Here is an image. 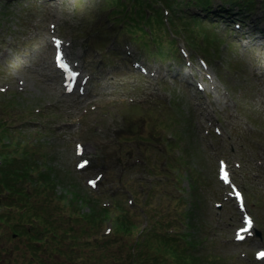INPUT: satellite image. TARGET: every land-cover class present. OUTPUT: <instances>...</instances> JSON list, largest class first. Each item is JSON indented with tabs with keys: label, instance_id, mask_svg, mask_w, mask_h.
I'll return each instance as SVG.
<instances>
[{
	"label": "rangeland",
	"instance_id": "374dc122",
	"mask_svg": "<svg viewBox=\"0 0 264 264\" xmlns=\"http://www.w3.org/2000/svg\"><path fill=\"white\" fill-rule=\"evenodd\" d=\"M146 1L143 9L152 15L160 10L166 31L175 13H205L200 5L182 3L187 0ZM122 2L0 0V129L11 131L9 139L0 141V153L23 165L27 161L20 152L26 150L37 168L54 169L56 194L68 190L72 199L69 192L75 191L96 208L114 197L125 209L135 198V209L141 210L144 186L155 176L157 181L162 178L171 187L161 188L169 194L162 199L165 209L183 200L186 208L199 204L197 217L204 234L212 237V251L232 264H264L255 259L264 250V9L257 2L253 12L227 7L220 16L223 2L212 0L214 14L207 15L205 25H216L218 50L202 38L190 46L188 31L178 34L172 26L175 35L167 31L165 37L175 40L176 58L162 61L152 55L155 45L132 33L133 24L123 17L126 8L141 7ZM189 26L198 30L195 24L185 28ZM54 39L65 43L66 58L81 78L89 77L83 93L66 92L54 62ZM12 142L21 144L18 150L4 147ZM0 158L6 159L3 154ZM221 160L229 164L233 183L244 193L246 212L262 240L253 231L242 243L236 241L244 213L230 186L219 179ZM168 161L178 168L168 170ZM171 179L183 184L177 188ZM149 202L153 206L159 197H149ZM80 209L89 212L90 205L79 203L74 214L71 206L65 210L68 227L79 226ZM4 212L0 206V214ZM104 226L83 243H102ZM177 231L189 232L185 225ZM12 235L0 223V246L15 250L12 257L0 253L1 264H26L21 262L25 240ZM180 246L186 247L184 242ZM110 251L127 264L133 248L120 241ZM46 252L40 249L37 260L56 264L60 259ZM97 253L103 263V248Z\"/></svg>",
	"mask_w": 264,
	"mask_h": 264
},
{
	"label": "trees",
	"instance_id": "16d2710c",
	"mask_svg": "<svg viewBox=\"0 0 264 264\" xmlns=\"http://www.w3.org/2000/svg\"><path fill=\"white\" fill-rule=\"evenodd\" d=\"M136 0H132L134 3ZM139 2L141 0H138ZM195 4H199L207 12L211 13L212 0H193ZM223 5L219 14L222 16L223 9L226 7H238L244 14L252 12L257 2H260L264 9V0H222ZM122 5V2L120 3ZM140 5H142L140 3ZM141 10V9H140ZM141 23L146 27H139L144 31L146 36L150 37L151 43L163 47L165 34L162 32L164 27L162 14L157 11L156 15H149L145 11H130L125 10L123 17L132 22L133 25H140L137 17ZM157 16V17H154ZM207 17H201L191 14L185 16L177 15L173 21L174 28L179 29L178 21L185 22L187 25H196L202 29V35L209 42L217 40L214 30L205 26L204 22ZM132 26V25H131ZM196 32L194 27H190L188 31ZM189 42H194L193 36L188 37ZM173 44V41H171ZM162 58L167 59L173 55V51L162 52ZM2 127V126H0ZM11 131L6 127L0 129V141L9 139ZM19 142H12L11 145H4L10 149L11 147L19 149ZM21 145V144H20ZM7 152H3L5 161L0 164V192L4 196L3 206L5 212L0 214V223L5 224L14 234L17 239L25 240L24 248L26 252L25 259L21 262L26 264H54L52 262H45L44 260H37V253L40 249L47 250L46 254H52L59 259L56 264H79L76 260L81 256L83 262L80 264H125L117 260L111 253L110 249L123 242V246H131L133 253H129L127 264H232L231 260H226L222 255L217 254L210 249V245L214 242L212 238L204 234L203 225L198 221L197 206L193 210H181L184 208V203L175 211H171L170 206L167 211L162 209V203L153 206L148 199L141 206V210L135 209L133 205L131 208L125 209L124 205L119 201H115L112 206L97 208L91 205V199L84 200L75 191L69 192L74 201L67 198L66 194H56L58 186V178L55 175L53 168L46 169L37 168V163L32 164L30 155L26 150L20 152L24 157V164L15 163L14 159H8ZM162 182H157L148 189V196L164 197L161 192ZM57 199L56 203L54 199ZM79 203H86L90 205V211L85 212L81 209L76 212L78 215L77 228L68 227L69 218L64 216L65 210H70L72 207V214ZM60 206V207H59ZM63 208V209H62ZM72 221V220H71ZM111 221L112 230L110 237H104L102 243H83V240L88 239L95 229L100 227L101 223ZM141 222L147 223L145 228L141 229ZM187 223L189 232L184 235L173 234L170 230L180 229V227ZM77 223V222H75ZM70 229V230H69ZM206 233V232H205ZM25 238V239H24ZM43 242L38 246L37 243ZM88 241V240H87ZM186 247H181V243ZM103 248V263L100 260L97 251ZM157 248L158 253L154 252ZM184 249V250H183ZM6 253L7 256H14L15 250H5L0 246V253ZM88 255H87V254ZM36 256H35V255ZM164 255L170 256L169 259ZM64 259V262H60ZM228 261V262H227ZM1 264V260H0Z\"/></svg>",
	"mask_w": 264,
	"mask_h": 264
},
{
	"label": "snow or ice",
	"instance_id": "6c2138e0",
	"mask_svg": "<svg viewBox=\"0 0 264 264\" xmlns=\"http://www.w3.org/2000/svg\"><path fill=\"white\" fill-rule=\"evenodd\" d=\"M59 43H60V42L57 41V44H59ZM61 60H63V57H61ZM61 66H66V65H64V64L62 63ZM224 178H225L226 180L228 179V176H227L226 171H225ZM90 183H92L93 186H95L96 181H95V180H92V181H90ZM247 224L249 225V228L241 229V233H244V232L250 230V226H251V224H252V219H251V217H248V218H247ZM239 238H240V239H243L244 237H243V235L241 234V235L239 236ZM258 256H259V258L264 259V252H260V253H258Z\"/></svg>",
	"mask_w": 264,
	"mask_h": 264
},
{
	"label": "bare ground",
	"instance_id": "6f19581e",
	"mask_svg": "<svg viewBox=\"0 0 264 264\" xmlns=\"http://www.w3.org/2000/svg\"><path fill=\"white\" fill-rule=\"evenodd\" d=\"M48 1H49L50 4H54L55 2H57V0H48ZM65 47H66L65 43L64 44L62 43L61 49L65 50Z\"/></svg>",
	"mask_w": 264,
	"mask_h": 264
},
{
	"label": "water",
	"instance_id": "95a60500",
	"mask_svg": "<svg viewBox=\"0 0 264 264\" xmlns=\"http://www.w3.org/2000/svg\"><path fill=\"white\" fill-rule=\"evenodd\" d=\"M260 235V234H259Z\"/></svg>",
	"mask_w": 264,
	"mask_h": 264
}]
</instances>
